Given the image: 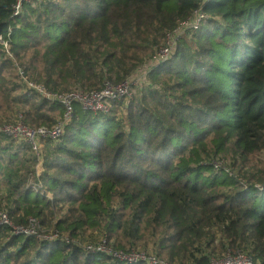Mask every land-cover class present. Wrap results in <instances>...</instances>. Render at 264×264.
Wrapping results in <instances>:
<instances>
[{
	"label": "trees",
	"instance_id": "trees-1",
	"mask_svg": "<svg viewBox=\"0 0 264 264\" xmlns=\"http://www.w3.org/2000/svg\"><path fill=\"white\" fill-rule=\"evenodd\" d=\"M17 1L0 0L10 40L9 52L0 42V125L22 114L51 128L62 116L25 77L51 92L100 90L153 62L196 10L206 17L108 113L75 103L62 137L43 143L39 173L26 142L0 135V212L60 236L0 227V264H212L240 253L264 264V0H34L14 15Z\"/></svg>",
	"mask_w": 264,
	"mask_h": 264
},
{
	"label": "built area",
	"instance_id": "built-area-1",
	"mask_svg": "<svg viewBox=\"0 0 264 264\" xmlns=\"http://www.w3.org/2000/svg\"><path fill=\"white\" fill-rule=\"evenodd\" d=\"M32 1L34 0H18L14 8V15L20 13L24 2ZM205 17L206 16L203 11L198 9L195 11L192 17L183 20L172 32H168L166 35L165 44L161 47V49L157 51L153 62H151L150 64H146L143 67V70L140 69V73L143 72V75L146 78L148 70L151 69L149 67L157 66L159 63L166 61L169 56H171V54L175 52L179 38L187 30L199 29L200 24ZM0 42L5 46L7 52H9L10 40L4 39L3 36L0 35ZM24 79L30 89L36 90L45 98L53 102H58L64 107L62 116L58 118L55 125L51 128L45 126H29L23 120L22 114H19L17 116L18 118L14 121L0 125V135L11 137L16 141H24L32 148L34 154L36 155L37 173L40 172L41 165L43 163V158L41 155V148L43 146V143L47 139L59 140L62 137L67 123L74 117L75 103H79V105L84 110L94 111L95 113H108L113 108L114 104L118 103L126 97L131 96L133 92V86L137 84L135 79L133 77H130L118 84H113L108 81L100 90L86 91L81 88H75L69 92H51L47 90L44 85L29 81L26 77ZM139 84H141V82ZM3 226H10L13 229V233L15 234H23L28 236L37 235L41 236L43 239H54L60 237L58 232L49 234L40 233L39 229L41 228V223L34 217H29L28 224L26 226L16 225L10 219L9 213L6 210L0 212V227ZM103 247L104 246H102V248ZM115 254L116 256H119L124 260L127 259L130 261H136L139 258L145 259L144 256L134 257L123 252H118ZM223 259L232 260V263L230 264H253L250 257L241 253L235 257L228 254L222 259L213 260L212 264H215L216 261H220ZM151 260L153 264H157L154 259Z\"/></svg>",
	"mask_w": 264,
	"mask_h": 264
},
{
	"label": "rangeland",
	"instance_id": "rangeland-1",
	"mask_svg": "<svg viewBox=\"0 0 264 264\" xmlns=\"http://www.w3.org/2000/svg\"><path fill=\"white\" fill-rule=\"evenodd\" d=\"M141 69V68H140ZM142 70H143V68H142ZM142 73V74H141ZM140 73V71L139 72H137V73H135L134 74V76H133V78L135 79V81L137 82V84H139L140 82H142L143 80H144V75H143V72H141ZM58 112H55V114H57ZM15 114V115H14ZM16 114L18 115L19 114V111H15L14 113H13V115H14V117L16 116ZM60 117V115H58L57 117H56V119H58ZM261 158H262V156H261ZM1 211H4V210H1ZM11 219V218H10ZM100 238V237H99ZM130 255H132V256H144L145 257V254L143 253V252H141V253H131ZM230 263H232V260H227V259H223V260H220V261H216V263L215 264H230Z\"/></svg>",
	"mask_w": 264,
	"mask_h": 264
}]
</instances>
